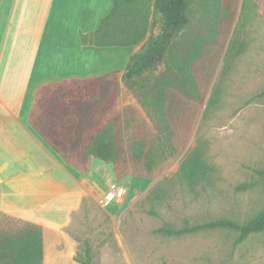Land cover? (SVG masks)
<instances>
[{
	"label": "rangeland",
	"instance_id": "374dc122",
	"mask_svg": "<svg viewBox=\"0 0 264 264\" xmlns=\"http://www.w3.org/2000/svg\"><path fill=\"white\" fill-rule=\"evenodd\" d=\"M212 19V1L194 0L187 34L209 35ZM220 22L199 65L204 101H186L177 117L178 154L151 172L124 154L118 165L101 171L110 176L109 186L126 188L125 196L107 204L100 190L97 197L84 198L74 214L68 231L79 253L89 244L92 264H264V232L242 242L231 229L183 236L158 232L164 225L181 228L221 218L243 223L264 209V178L256 173L264 169V102L254 99L264 89V0H230ZM110 96L108 112L114 107L121 116L125 149L135 139L155 137L152 122L123 82L110 87L103 100ZM198 144L213 176L190 188L177 171ZM70 161L80 169L76 159ZM242 184L247 188L238 190ZM14 219L0 212V229L15 227Z\"/></svg>",
	"mask_w": 264,
	"mask_h": 264
},
{
	"label": "trees",
	"instance_id": "16d2710c",
	"mask_svg": "<svg viewBox=\"0 0 264 264\" xmlns=\"http://www.w3.org/2000/svg\"><path fill=\"white\" fill-rule=\"evenodd\" d=\"M193 1L115 0L99 27L81 34L85 45L141 46L131 56L122 81L152 122L153 139H135L124 148L121 116L114 107L108 112L112 96L103 100L110 87L120 81L117 71L50 83L38 90L32 127L64 158L76 159L82 173L88 171L92 157L118 165L127 154L151 172L178 154L174 142L177 117L186 101H204L199 65L209 51V42L217 39L230 0H211L212 31L202 37H190L186 31ZM254 99L264 102V89ZM256 173L264 178V169ZM212 174L213 166L199 144L185 156L177 171L179 180L190 188L210 180ZM246 188V184L237 186L238 190ZM151 213L157 215L153 210ZM14 220L15 227L0 229V264H42V226L21 218ZM208 229L234 230L238 233L236 241L242 242L264 232V209L243 223L221 218L181 228L164 225L158 232L183 236ZM75 260L92 264L87 242L83 253L77 251Z\"/></svg>",
	"mask_w": 264,
	"mask_h": 264
},
{
	"label": "crops",
	"instance_id": "0c3cea01",
	"mask_svg": "<svg viewBox=\"0 0 264 264\" xmlns=\"http://www.w3.org/2000/svg\"><path fill=\"white\" fill-rule=\"evenodd\" d=\"M114 1L0 2V212L42 226V264H80L79 243L68 228L84 198L106 192L110 176L101 169L111 163L92 157L82 173L56 152L31 124L37 92L50 83L114 71L123 82L141 46L81 40L99 27Z\"/></svg>",
	"mask_w": 264,
	"mask_h": 264
},
{
	"label": "built area",
	"instance_id": "2783aa9c",
	"mask_svg": "<svg viewBox=\"0 0 264 264\" xmlns=\"http://www.w3.org/2000/svg\"><path fill=\"white\" fill-rule=\"evenodd\" d=\"M125 193L126 188L124 186L113 183L104 193V199L107 204L111 203L112 201H120L121 198L125 196Z\"/></svg>",
	"mask_w": 264,
	"mask_h": 264
}]
</instances>
